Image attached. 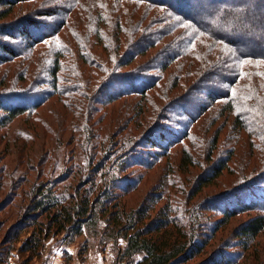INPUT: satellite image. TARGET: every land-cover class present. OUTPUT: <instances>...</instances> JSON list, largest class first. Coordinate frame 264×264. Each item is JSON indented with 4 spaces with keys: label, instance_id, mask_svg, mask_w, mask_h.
I'll return each mask as SVG.
<instances>
[{
    "label": "trees",
    "instance_id": "16d2710c",
    "mask_svg": "<svg viewBox=\"0 0 264 264\" xmlns=\"http://www.w3.org/2000/svg\"><path fill=\"white\" fill-rule=\"evenodd\" d=\"M208 3L242 12L245 24L233 17L214 19L206 12ZM187 22L195 23L200 31L183 26ZM237 30L245 34H234ZM18 65V74L11 73L9 68ZM3 68L11 89L0 100V128L23 116L41 121L40 110L55 102L53 105H61L65 111L53 107L52 114L71 120L73 130L79 129L86 138L87 152L103 148L114 138L107 125L99 128L102 123L108 121L116 132H128V144L120 140L122 144L111 143L108 148L125 150L109 166L104 159L86 172L87 177H78L73 195L71 188H67L69 193L58 188L69 175H60L52 187L50 183L34 186L23 221L2 239L8 248L4 256L13 254L21 244L19 252L38 258L52 235L65 234L71 246L86 227L95 226L97 232L98 222L103 220L107 234L98 233L99 237L126 243L124 249H118L116 264H243L237 261L238 253L222 246L201 260L212 237L196 229L201 228L200 216L188 222L169 203L157 208L164 195L159 194L160 200L152 203L146 199L128 211L121 206L116 190H123V196L138 190L141 175L137 179L132 172L120 175L135 166L150 170L170 146L191 136L204 114L217 109L233 117V130L245 134L263 165L260 174L214 197L208 206L216 211L221 210L218 204H224L225 216L257 214L236 231L244 250L264 233V196L257 193L264 191V0H0ZM166 76L183 85V99L175 108L187 117L183 135L171 141L157 133L154 125L130 145L135 132L128 129L131 120L142 117L145 108H160L154 103L156 92L162 91L158 98L164 105L173 100L165 99L168 92L161 86ZM129 100L136 102H126L129 108L125 111L119 106L102 111ZM164 109L168 111L166 106ZM99 112L98 121L93 122ZM219 135L216 132L210 153ZM144 155L148 161L138 163ZM87 160L93 164L95 158ZM190 160L186 152L183 166H190ZM231 160L232 155L199 178L196 194L219 179ZM77 164L83 167L81 160ZM62 167L57 165V169ZM216 229L212 228L214 234ZM24 235L28 236L23 241Z\"/></svg>",
    "mask_w": 264,
    "mask_h": 264
},
{
    "label": "rangeland",
    "instance_id": "374dc122",
    "mask_svg": "<svg viewBox=\"0 0 264 264\" xmlns=\"http://www.w3.org/2000/svg\"><path fill=\"white\" fill-rule=\"evenodd\" d=\"M193 49L196 50V46ZM19 69L20 65L9 68L11 73L16 75ZM6 72V68L0 69V100L5 97V91L11 89L8 87L10 82ZM180 85L181 80H174L166 76L161 82V86H164L165 91L168 92L165 99H170V101L173 99L176 102L172 105L170 104L173 102L172 100L164 105L165 102L158 98L162 91L156 92L157 97L153 99L156 100L154 103L159 104L160 108L157 110L158 106L151 107L150 111L145 108L146 113L142 117L139 115L138 118L131 120L132 123L128 129H134L135 132L130 139L133 144L130 145L140 141L143 133L145 134V131H149L154 125L158 127L155 130L157 133L164 134L171 141L176 138L180 139L187 121L186 115L183 117L175 109L179 108V100H182L181 97L184 95V90L181 89L183 85L181 87ZM200 98L205 101V97ZM126 102L134 105L136 101H123L110 108L106 106L102 111L107 109L111 112L117 106L122 107L125 111L129 108ZM54 103L40 110L39 113L43 117L40 116L41 121L37 117L23 116L9 127L0 128V259L2 260L0 264H116L118 249H124L126 243L122 239L116 243L112 240H102L98 233H101L100 235L107 234L106 224L103 220L98 222L97 232L95 226L86 227L83 236L71 246H68L65 234L52 235L44 243L38 258L32 259L28 253L19 252L21 244L16 247L13 254L9 256L2 254L8 249L7 246L4 247L2 239L7 231L19 224L26 214L27 207L33 197L31 191L34 186L50 183L52 187V183H56V179L60 175H69L70 179L66 183L60 184L58 188L63 191V188H66L64 191L66 193H69L67 188H71L70 193L73 195L72 189L78 183L80 179L78 177H87L86 172H91L92 168L97 163H102L104 159L107 161L106 165L109 166L115 157L125 150L118 146L108 150L111 143L118 145L120 140H126L123 143L128 144V132H119L121 130L116 132L117 129L114 126L111 127L107 121L102 123L99 128L107 125V128L112 129L111 134L115 133L113 134L114 138L111 139L112 142L110 141L103 148H91V151L87 152L86 143L84 144L86 138L79 134V129L73 130L71 120H67L66 117L57 119L52 114L53 107L62 112L65 111L60 108L61 105L57 107L53 105ZM194 103L200 104L196 100ZM165 106L167 112L164 109ZM66 114H68L67 111ZM100 114L99 112L95 115L93 122L98 121ZM201 118L193 127L191 136L183 141L179 140L180 143L177 145L170 146V150L151 164L150 170L135 166L120 175V177H124L132 172L131 175L134 178L137 179L140 175L143 178L142 186L134 192L130 191L129 195L123 196V190H116L121 199V206L132 211L146 199L152 203L160 200L159 194L164 195L163 202H160L157 208L169 203L188 222L191 218L200 216L201 228L197 226L196 229H203L209 233V237H212L208 239V246L201 260L222 246L238 253L240 256L237 261L241 260L240 263L264 264V233L253 242L249 250H244L240 246L241 242L236 238V231L239 227L257 214L242 213L234 217L225 216L224 204H218L217 207L221 210L216 211L211 210L208 206L214 197L225 195L226 192L238 187L244 180L260 174L263 165L262 158L253 152L250 142L243 132L238 133L233 130V117L228 113L213 109ZM216 132L220 133L218 143L214 152L210 153ZM114 150H117L115 156L112 154ZM186 152L191 157L190 162L192 161L191 165L187 167L183 166ZM231 155L232 160L228 170H225L219 179L196 194L198 179L203 178L208 170ZM89 156L95 158L93 164L87 160ZM142 157L138 163H146L149 159L148 155ZM209 157L211 158L209 159ZM80 160L83 167H77ZM58 164L63 167L57 169ZM64 169H66L65 173ZM74 176L77 178H73ZM257 193L259 196H264L263 190H258ZM213 227H217L215 234L212 232ZM27 236L22 237L23 241ZM81 249L83 250L81 251ZM6 257L9 258L5 263ZM140 258L141 256L136 257L137 260ZM118 264H125V262ZM189 264H196V261H191Z\"/></svg>",
    "mask_w": 264,
    "mask_h": 264
},
{
    "label": "snow or ice",
    "instance_id": "6c2138e0",
    "mask_svg": "<svg viewBox=\"0 0 264 264\" xmlns=\"http://www.w3.org/2000/svg\"><path fill=\"white\" fill-rule=\"evenodd\" d=\"M206 12L210 14L214 19L219 20L221 17H233L238 23L240 24H245V19L243 16V13L240 11H232L224 8L223 6H218V5H213L211 3L207 4L206 7ZM177 19H181L180 17H177ZM183 26L185 27H191L195 28L198 32L200 31L199 28L196 27V24L193 22H187L184 23ZM234 34L237 35H243L245 34L244 32L237 30ZM233 52L236 51L235 48L231 49Z\"/></svg>",
    "mask_w": 264,
    "mask_h": 264
}]
</instances>
